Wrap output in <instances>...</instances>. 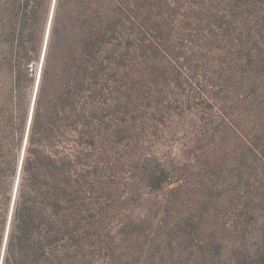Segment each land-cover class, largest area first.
Segmentation results:
<instances>
[{
    "label": "trees",
    "instance_id": "1",
    "mask_svg": "<svg viewBox=\"0 0 264 264\" xmlns=\"http://www.w3.org/2000/svg\"><path fill=\"white\" fill-rule=\"evenodd\" d=\"M102 255L264 264V0H0V264Z\"/></svg>",
    "mask_w": 264,
    "mask_h": 264
},
{
    "label": "rangeland",
    "instance_id": "2",
    "mask_svg": "<svg viewBox=\"0 0 264 264\" xmlns=\"http://www.w3.org/2000/svg\"><path fill=\"white\" fill-rule=\"evenodd\" d=\"M191 126L190 120H185L184 122L174 118L168 124L166 131L169 133V145L162 148V152L166 154L167 152L171 153L172 156H179L180 155V143L183 142L185 139L186 132L183 131V128H189ZM184 132V133H183ZM187 138V137H186ZM249 233L247 234L246 240L249 241L250 237H248ZM101 264H107V260L102 255ZM138 262V260H136Z\"/></svg>",
    "mask_w": 264,
    "mask_h": 264
},
{
    "label": "water",
    "instance_id": "3",
    "mask_svg": "<svg viewBox=\"0 0 264 264\" xmlns=\"http://www.w3.org/2000/svg\"><path fill=\"white\" fill-rule=\"evenodd\" d=\"M54 3H55V0H54ZM53 6H54V5H53ZM51 18H52V15H51ZM51 18H50V22H49V27H48L47 37H48V34H49V28H50V25H51ZM47 37H46V40H47Z\"/></svg>",
    "mask_w": 264,
    "mask_h": 264
}]
</instances>
